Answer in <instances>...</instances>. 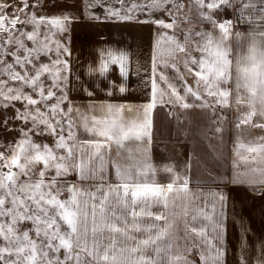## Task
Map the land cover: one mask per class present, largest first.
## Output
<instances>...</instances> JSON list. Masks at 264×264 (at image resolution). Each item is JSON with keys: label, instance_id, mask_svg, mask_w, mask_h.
I'll return each mask as SVG.
<instances>
[{"label": "snow or ice", "instance_id": "1", "mask_svg": "<svg viewBox=\"0 0 264 264\" xmlns=\"http://www.w3.org/2000/svg\"><path fill=\"white\" fill-rule=\"evenodd\" d=\"M59 2L63 10L49 15L46 9L54 6L49 0H0V105L7 109L26 101L22 108H14L12 119L31 125L10 127L7 116L0 125L19 133L15 142H0V264H68L73 259L75 264H161L160 254L173 248L176 240L187 241L192 233L193 248L199 246L196 238H201L215 250L209 257L201 254L204 264H227L224 233L230 219L226 211L229 196L223 189L208 192L211 212L204 210L208 203L193 209L203 192L192 193L187 179L174 173L172 167L163 169L174 175L167 186L155 180L141 183L140 177L147 171L155 173L147 163L146 150L140 152V158L129 151L127 162L122 161L121 150L129 139L151 142L152 110L158 103L173 109H199L206 115L211 109L218 125L214 131L222 141L231 96L243 106L242 115L232 123L238 128L245 126L249 135L257 130L264 133V0H187V4L182 0H119V8L105 6V0H80L86 17L96 21H132L133 14L145 8L163 11L171 18L168 23L163 19L150 22L174 29L171 36L161 39L171 45L169 55L173 56L164 68L174 69L175 76L170 78L163 72L157 76L159 65L151 60L143 73L136 72L147 91L146 99L138 104L124 102L132 96V72L126 68L124 52L108 50L105 56L101 51L91 84L73 71L72 52L64 41L70 39V24L80 14L72 11L76 0ZM96 7L103 8V17L94 14ZM194 8L199 13L195 18ZM227 9L232 10L237 23L256 24L250 31L253 42L247 55L235 59V88L231 92L229 38L234 35L238 39L241 34L234 32L233 20L216 18ZM204 24L211 28L205 29ZM29 27L31 30H26ZM180 58L182 70L177 63ZM110 65H119V82L111 78ZM158 81L167 87L158 89ZM69 87L92 100V106L104 115H85L75 109ZM98 94L102 98H97ZM125 110L137 114L127 125L121 123ZM80 128L95 138L81 140L77 136ZM36 137H51L52 143ZM256 139V145L247 151L264 153V134ZM260 160L264 163V155ZM109 166L115 170L118 183L109 182ZM260 172L258 181L248 183L260 185L253 193L264 200V169ZM72 175L77 177L75 182H70ZM82 181L93 183L85 186ZM230 182L237 180L233 177ZM155 206L160 211L154 212ZM190 209L195 211L193 221L202 217L208 224L190 228L186 219ZM25 221L31 222V229L23 227ZM209 227L213 239L220 241L219 247L207 238L205 229ZM30 231L36 239H30ZM165 237L167 244L163 243ZM61 249L63 259L59 255L49 258L50 252L59 254ZM152 251L155 257L150 255ZM178 261L194 264L182 257L170 258L168 264ZM240 264H249L248 258L242 256ZM256 264H264V246Z\"/></svg>", "mask_w": 264, "mask_h": 264}, {"label": "crops", "instance_id": "2", "mask_svg": "<svg viewBox=\"0 0 264 264\" xmlns=\"http://www.w3.org/2000/svg\"><path fill=\"white\" fill-rule=\"evenodd\" d=\"M186 1L182 0L184 3ZM133 2L144 3L145 0H133ZM80 9L82 10L76 11L80 15L70 24L68 43L72 52L73 71L78 73L85 83H92L93 69L99 67L100 52L103 51L106 56L108 50L116 54L124 52L127 56L125 64L126 68L132 72L130 79L132 96H129V101H124L125 103L138 104L146 99V85L142 80L137 79L136 72L143 73L144 69L149 67L151 60L154 59L159 65L157 76L161 72L170 78L175 76L174 69L171 67L164 68L166 62H172L173 56L169 55L171 45L166 40L161 39L164 36H171L174 29H164L150 22L156 19H163L166 23L171 22L167 13L163 11L149 12L145 8L142 13H134L135 19L132 21L114 20L107 23L102 22V20L96 21L87 18L84 9L82 7ZM250 11L251 9L247 10L245 15L247 16ZM94 14L103 17V8L96 7ZM192 16L193 18L199 16L195 8L192 11ZM216 18L233 20L236 25L234 32L241 34L238 39L234 35L229 38V47L232 49L229 58L233 60V64L229 68V72L233 73V77L229 79L231 92V89L235 88V59L237 56L245 55L251 46L253 40L250 31L256 27V24L237 23L231 9L218 13ZM195 23L196 20L194 19L193 24ZM203 27L205 29L211 28L209 24H204ZM256 42L259 47L258 37ZM177 63L182 70V58L178 59ZM118 67L119 65L109 66L111 78L117 82H119ZM95 75L98 76L99 73L97 72ZM172 82L175 83L174 80ZM189 82L191 83V77H189ZM166 87L167 85L162 81H158V89ZM68 95L82 110L84 108L99 110V108L92 106L94 103L92 100L82 96L78 91H73L71 87H69ZM119 95L117 93L118 98ZM97 98L102 97L98 94ZM99 102L98 99L95 103L98 104ZM117 102H120L119 99ZM230 103L232 106L225 113L227 122L223 125L222 141L219 134L214 131L218 125L214 123L215 117L212 116L211 109L206 115L199 109H173L171 105L163 106L158 103L157 107L152 110L154 125L150 131L151 142L145 144L143 140H126L124 142L126 148L121 150V159L123 162H127L126 158L129 151L135 158H140V152L146 150L147 160L153 163L148 164L155 169V173L151 170L147 171L145 176L140 177L141 183H151L152 180H155L159 185L167 186L173 182L174 175L163 169L172 167L174 173L179 174L182 179H187L188 188L192 193H204L193 206V209L194 207L203 208L204 204L208 203L209 206L204 210L211 212V198L208 197V192L223 189L224 193L229 196L226 211L230 219L227 221L228 227L224 233L227 264H240L242 256L248 258L249 264H256L261 256L262 246H264V200L253 193V189L259 188L260 185L257 183L250 184L248 181H258L261 178L260 169H264V163H261L260 156L264 153L247 151L249 147L256 145L258 136L246 134L242 126L238 128L232 123L237 118L232 111L243 106L237 105L231 96ZM103 115L104 113L100 111L96 116L102 117ZM136 115L135 111L125 110L122 113L121 123L127 125L136 119ZM232 116L234 117L232 118ZM94 138L93 134L88 135V138L80 136L81 140ZM238 145L244 146L238 147ZM166 146L170 158L168 162L165 161ZM106 174L110 183H118L115 179V170L111 166L108 167ZM233 177L237 180L235 184L230 182V178ZM241 181L243 183H240ZM85 182L89 181H82L81 183L85 185ZM181 182H178L176 186L179 187ZM193 209H190L189 215L186 217L189 227L199 229L201 226L207 225L208 222L202 217L196 221L192 220V215H195ZM152 210L158 212L160 207L155 206ZM160 223L162 224V222ZM205 231L207 238L219 247L220 241L213 239L214 234L211 228H206ZM137 235L139 236V234ZM180 236L183 237L182 232ZM194 236L195 233H192L187 241L183 238L176 240L173 248L169 249L167 253L162 252L160 254L161 264H168L170 258L177 257H182L194 262V264H204V261L201 260V254L209 257L215 250L210 249L206 243L202 242L201 238H196L195 243L199 246L193 248L192 237ZM163 243H168V237L164 238ZM186 247L188 251H185ZM150 255L155 257L156 253L152 251ZM178 264H182V261H178Z\"/></svg>", "mask_w": 264, "mask_h": 264}, {"label": "rangeland", "instance_id": "3", "mask_svg": "<svg viewBox=\"0 0 264 264\" xmlns=\"http://www.w3.org/2000/svg\"><path fill=\"white\" fill-rule=\"evenodd\" d=\"M49 3L50 4H54V6L49 7L48 9H46V11H47V13L49 15L57 14L61 10H63L64 6H63V4H61L59 2V0H49ZM105 6H112V7H115V8H119L120 7L119 0H105ZM81 7H82V5H81L80 0H76V3L72 5V11L76 12L77 10H82V9H80ZM26 30L30 31L31 28L29 27ZM42 38L43 37H40V39H42ZM64 42L69 45L68 40H65ZM29 45L31 46V42H29ZM247 53H248V50H247V52H245V55H247ZM53 58H54V53H53ZM17 70H19V69H17ZM11 86L15 87L16 83L12 82ZM25 90L30 92V89H25ZM241 90H242L241 92L243 93L244 90L243 89H241ZM244 94L246 95V93H244ZM33 96H34L35 99L39 100V96L38 95L33 94ZM52 102H54V101H52ZM24 103H26V101L15 102L13 104V106L8 107L7 109H4L2 107V105H0V125H3L4 118H5V116H7V117H9L8 124H9L10 127H20V126L30 127L31 126L30 123L26 125L25 122L23 120H20L19 118L15 119V120L12 119V117H14L16 115V113L14 111V108L20 109V108H22ZM74 108L78 109L81 113L83 112V114H85V115H95L96 116L98 113H100L99 110H95V109L93 110V109H90V108H84V110H82L81 108L77 107V103H74ZM232 113H233V115L235 114L234 115L235 117L236 116L238 117V116L242 115L243 107H240V109H238V110L237 109L233 110ZM234 116H232V118ZM242 128L247 130V128L245 126H242ZM262 134H264V133H262ZM88 135H92V133L85 132L82 128L77 130V136L79 138H80V136H82L84 138H88ZM18 137H19V133L18 132H16V131H6V130H4V128L2 126H0V142H4V143L15 142L18 139ZM36 139L38 141L39 140H43V141L49 143L50 145L52 143V138L51 137H36ZM0 147H2V144H0ZM165 148H166L165 149V161L168 162V161H170L169 152L167 151V146ZM147 163L153 164L152 161L149 162L148 160H147ZM13 170H15V169H13ZM76 178L77 177L75 175H72L69 178L70 182H75ZM84 184H85V186H90L92 184V182L89 181V182H85ZM91 190H93V189H91ZM66 196H67V194H65L64 198H66ZM23 227L25 229H31L32 228V224H31L30 221H25V222H23ZM29 236H30V239H36L34 231H30ZM63 251L64 250L61 249V252L59 254L50 252L49 258H51L52 256H55V255H59L60 258L63 259ZM38 255H39V253H38ZM68 264H75V260L73 259L72 261H69Z\"/></svg>", "mask_w": 264, "mask_h": 264}, {"label": "trees", "instance_id": "4", "mask_svg": "<svg viewBox=\"0 0 264 264\" xmlns=\"http://www.w3.org/2000/svg\"><path fill=\"white\" fill-rule=\"evenodd\" d=\"M184 1H186V0H184ZM186 2H187V1H186ZM186 2H185V3H186ZM244 133H246V134H247V133H248V131H247V130H245V131H244ZM261 134H262V133H261L260 131H258V130H257V131L255 132V134H254V135H257V136H259V135H261Z\"/></svg>", "mask_w": 264, "mask_h": 264}, {"label": "built area", "instance_id": "5", "mask_svg": "<svg viewBox=\"0 0 264 264\" xmlns=\"http://www.w3.org/2000/svg\"><path fill=\"white\" fill-rule=\"evenodd\" d=\"M238 14H239V13H238ZM238 14H237V15H238Z\"/></svg>", "mask_w": 264, "mask_h": 264}]
</instances>
